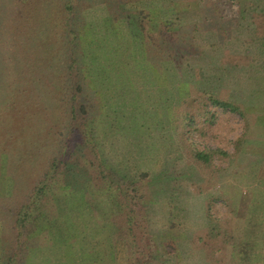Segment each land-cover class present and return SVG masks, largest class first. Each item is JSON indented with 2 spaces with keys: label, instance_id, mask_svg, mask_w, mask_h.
I'll return each instance as SVG.
<instances>
[{
  "label": "trees",
  "instance_id": "trees-1",
  "mask_svg": "<svg viewBox=\"0 0 264 264\" xmlns=\"http://www.w3.org/2000/svg\"><path fill=\"white\" fill-rule=\"evenodd\" d=\"M46 1L0 0V74L9 78L7 86L0 87L4 92L0 105V175L2 182H9V187L0 192V210L4 211L0 214L7 215L2 225L9 223L10 240L15 243L4 248L1 264H23L34 237L42 229L58 227L56 216L63 217L69 233L63 244L70 252L83 247L76 242V235L84 234L103 242H99L103 244L101 252L112 264H149L154 256V240L148 211L154 201L152 180L156 176L152 178L153 172L147 170L138 171L135 164L142 160L146 163L152 144L159 151L170 145L176 150L182 148L201 172L211 168L215 179L224 170L215 160L228 163L229 157L241 152L248 136L258 139L262 130L258 117L251 116L252 111L241 104L206 90L193 91L171 105L164 92L167 85L161 79L146 81L151 72L156 73L155 67L149 69L143 60L131 56L132 48L130 56L121 59V74L116 69L110 79L103 76L114 68V61L105 59L112 56L109 42L115 41V46L121 48L120 56L125 44L124 37L119 41V34L127 31L126 36L131 37L132 32L126 26H132L129 16L128 20L118 18L114 10L124 14L131 9L129 14L134 15L142 31L143 21L153 22L148 14L151 8L144 0H59V21L54 16L57 9L45 8ZM218 1H201L203 23L211 14L223 19L217 13ZM225 2L241 7L238 0ZM252 16L258 20L254 31L257 43L264 47V11ZM85 17L90 19L86 21ZM219 30L221 35L227 28ZM149 47L153 51V45ZM172 64L170 68L166 64L165 69H176L175 60ZM158 69H163L161 64ZM150 91L156 100L146 99ZM145 102L150 103L149 107ZM168 109L172 114L159 120L155 112ZM218 109L243 120L231 150L205 144L204 138L213 134ZM145 112L152 117L143 118L148 114ZM131 120L141 126L132 127ZM159 122L172 128L160 130L164 127L158 126ZM174 136L179 143L172 140ZM117 138L121 144L115 142ZM108 141L111 148H120L123 158L129 155L134 162L129 165L123 159L113 161ZM215 197L230 213L228 222L233 219L237 224V219L242 220L246 229L242 230V239L235 237V227L219 221L227 217L212 216L213 206L208 200L205 217L210 226L199 236L203 243L201 264H264V234L257 230L264 221L252 219L253 212L262 214L258 203L264 205V200L249 204L250 209L245 207L246 202L241 203L236 210L222 194ZM48 206L54 210L53 215ZM245 211L252 215H243ZM253 221L258 227L250 224ZM93 228L96 232H91ZM227 245L230 248L225 260L220 253ZM93 258V262L99 260L96 255Z\"/></svg>",
  "mask_w": 264,
  "mask_h": 264
},
{
  "label": "rangeland",
  "instance_id": "rangeland-1",
  "mask_svg": "<svg viewBox=\"0 0 264 264\" xmlns=\"http://www.w3.org/2000/svg\"><path fill=\"white\" fill-rule=\"evenodd\" d=\"M201 1L144 0L146 6L151 8V12L148 14L152 17L153 22L143 21L142 31L136 26L138 22L135 21L134 15L129 14L132 13L131 9L129 12L126 10L124 14L114 10V15L118 18L122 17L124 20H128L127 16H129L128 21L132 22V26L130 27L128 24L126 26L132 32L131 37L126 36L129 34L127 31L125 34H119V41L124 37L122 41L125 44L123 54L120 56L118 53L121 54V48L115 46V41L109 42L112 56H105V59L114 61V68L109 71L111 75L105 76L109 73L107 72L103 76L110 79L113 74L115 75L116 69L121 74V59L130 56L129 50L132 48L131 56L137 57L136 59L140 61L143 60L142 62L149 69L152 68L151 66L155 67L156 73L151 72L150 77L152 78L149 77L146 81L150 83L156 82L157 78L161 79L167 85L164 92L171 105L183 100L193 91H210L221 99L239 103L250 109L251 116L258 117L259 127L262 130L258 133V139L248 136L241 152L234 157H229L228 163L215 160L217 164L224 167L223 171L217 173L215 179L211 177V168H205L206 172H201V168L198 169L192 164V159L186 157L182 148L176 150L170 145H168V149L159 151L152 144L153 149L146 154L148 159H144L146 163H142L141 158L142 161L135 164L138 171L147 170L149 173L153 172L152 178L156 176L155 180H152L154 201L149 205L148 211L149 225L154 240L152 245L154 256L149 264L203 263L202 255L199 253L203 243L199 240V236L205 233L207 225L210 226L205 217V204L208 200H211L213 206L212 216L219 218L224 215L227 217V220H219L220 223L228 227H235L234 233L237 234L235 237L243 238L242 230L246 227H243L242 220L237 219V224L233 219L231 223L228 222L231 215L222 206V200L216 199L215 195L222 194L236 210L241 208V203L246 202L245 207L250 209L252 206H248L249 204L260 201V199L264 200V176L262 175L264 167V47L257 43L258 37L254 31L258 20H254L252 16V14L264 11V0H238L241 2V7L236 3L219 0L217 13L223 19H216L218 15L213 17L210 13L211 15L205 18L204 23L200 12ZM109 2L111 3V1ZM44 6L47 9H57L54 16L55 21H59L60 1L47 0ZM85 18L86 21L90 19V17ZM215 21L219 27H226L227 31L220 35L219 27ZM151 44L153 51L150 52L149 50L152 49H149V45ZM174 60L177 68L169 70L170 67H173L172 61ZM160 64L163 69L159 71ZM166 64H169L167 70L165 69ZM31 68L28 65L29 71L32 70ZM8 79L5 74H0V87L7 86ZM191 84L194 85L192 88ZM162 88L157 90L161 91ZM2 93L4 92H0V105L2 104ZM149 94V98L146 97L148 100L151 97V91ZM151 98L152 101L156 100ZM161 101L164 102L163 98ZM149 104L145 102V107H149ZM159 110L155 113H158V118L161 121L167 118V114H172V110L169 109L160 112ZM217 111L219 114L212 129L213 134L204 138L205 144L209 147L219 146L231 150L232 140L242 131L243 120L237 114L229 112L224 114L219 109ZM145 113L148 114H144L143 118L152 117L149 112ZM130 122L134 125L132 127L141 126L135 124V121L131 120ZM126 124L131 126L129 122ZM169 125L165 122L158 123V126L164 127L160 129L163 131L172 128ZM17 133L20 135L19 132ZM172 140L179 143L177 136H174ZM116 141L121 144L120 138L115 139ZM174 141L170 144L173 145ZM109 143L111 148L112 143ZM109 150L112 151L110 157L113 161L123 159L129 165L134 162L129 155L123 158L124 153L120 154V148L118 150L114 147ZM155 171L159 172L158 175H153ZM0 180L1 192L4 190L3 188L9 187V182H2L3 174L0 175ZM258 204L262 214L258 212L257 215L253 212L252 215L245 211L243 215H252L253 220L259 217L258 219L262 218L264 221V205ZM51 209L48 206L49 213L53 215L54 210ZM0 212L4 211L0 210ZM237 215L235 213L233 217L235 222ZM6 218L8 217L5 213L3 216L0 214V264L4 256V248L8 243L14 242L13 239L10 240L9 223L4 227L2 225ZM54 220L60 222L58 227L51 230L42 229L37 237H34L35 241L29 252L27 247L23 264H112L104 259L101 252L103 244L99 243L102 241H97L98 237L76 235V240L78 236L76 242H79L83 247H78L77 250L70 252L68 247L63 244L67 239L66 235H69L63 225V217L56 216ZM250 224L254 228L257 226L254 221ZM257 230L259 234H264V225H260ZM91 232H96V229L93 228ZM85 239L88 242H84ZM71 240L75 241V236L73 238L71 236ZM228 245L226 250L223 248L221 251L223 254L220 253L221 258L224 257L225 260V253L230 248ZM93 254L99 259L95 263H92ZM119 254L122 257L123 253ZM117 260L120 261L121 258L120 260L117 258Z\"/></svg>",
  "mask_w": 264,
  "mask_h": 264
},
{
  "label": "crops",
  "instance_id": "crops-1",
  "mask_svg": "<svg viewBox=\"0 0 264 264\" xmlns=\"http://www.w3.org/2000/svg\"><path fill=\"white\" fill-rule=\"evenodd\" d=\"M92 263H95V262L92 261Z\"/></svg>",
  "mask_w": 264,
  "mask_h": 264
}]
</instances>
